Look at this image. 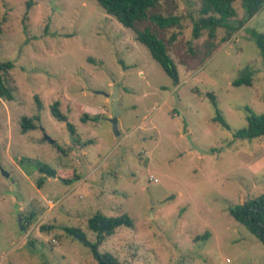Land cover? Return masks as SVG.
<instances>
[{"label":"rangeland","instance_id":"obj_1","mask_svg":"<svg viewBox=\"0 0 264 264\" xmlns=\"http://www.w3.org/2000/svg\"><path fill=\"white\" fill-rule=\"evenodd\" d=\"M200 7L171 0L152 13L180 25L138 26L164 41L176 81L94 0H0V60L14 64L13 99L0 98V264H96L65 228L94 242L97 212L133 220L100 247L123 264H264V245L230 213L264 194V137H236L251 112L264 114V58L252 36L264 35V7L230 37L219 29L209 50L207 32L193 38ZM235 8L241 20L242 2ZM247 72L252 86L234 85ZM57 101L74 134L53 116ZM35 116L37 129L22 133ZM45 164L79 180L48 177Z\"/></svg>","mask_w":264,"mask_h":264},{"label":"trees","instance_id":"obj_2","mask_svg":"<svg viewBox=\"0 0 264 264\" xmlns=\"http://www.w3.org/2000/svg\"><path fill=\"white\" fill-rule=\"evenodd\" d=\"M104 11L118 20L122 26L135 32L136 40L143 44L151 53L153 59L157 61L165 72L177 81L178 74L175 62L171 57L168 47L162 39H160L151 29L140 30L139 24L148 20L152 21L162 30L170 29L181 24L179 16H165L162 13H152L153 10H158L163 3L171 4V0H94ZM241 1L245 15L241 20H237V10L235 3ZM31 2H29V8ZM264 7V0H201V7L199 10V18L194 20L193 38L198 40L203 36L204 32L208 33L209 41L207 48L212 49L214 40L217 38V31L225 29L230 37L233 33L239 31L244 25L253 19ZM3 33V23L0 21V35ZM177 34L171 37L174 41ZM256 37L261 54L264 58V35L253 33ZM224 38L222 41H225ZM208 52V51H207ZM14 68V64L10 61L3 62L0 60V98L12 100L13 91L7 85V76ZM252 73L247 72L246 75L241 76L234 85L241 86L246 84L252 86ZM214 106L217 108V117L215 121H219L222 126L228 128V124L224 120L221 112L218 109V101L214 94H208ZM38 100V98L36 99ZM39 102V100H38ZM39 106L42 104L39 102ZM61 102L57 101L52 106V113L55 118L60 121L67 122L69 130L74 134L75 130L67 117L61 110ZM88 117V116H87ZM95 118L98 119V116ZM40 121L39 116L24 117L22 119V133H27L31 130L37 129L36 122ZM247 127L239 130L236 133L237 138L254 140L264 137V114L258 116L252 112L247 117ZM55 147L64 155H68V151L62 148L55 142ZM40 173L48 177L58 178L63 183L71 185L77 180L79 176L76 171L56 170L48 165H41ZM72 171V176L69 172ZM68 175V176H66ZM43 178L38 182L39 187H42ZM231 215L237 222L244 225L248 230L256 236L264 245V194L261 196L248 200L243 204L230 210ZM34 216L28 218V222ZM121 227H134V222L129 215L123 214L117 217H109L102 212H97L88 220V228L96 235L94 242L90 241L87 234L80 228L66 227L65 231L72 237L79 240L85 247H87L96 262V264H123L113 253L100 250L101 245L110 237L115 235L117 229ZM49 229V228H47Z\"/></svg>","mask_w":264,"mask_h":264},{"label":"water","instance_id":"obj_3","mask_svg":"<svg viewBox=\"0 0 264 264\" xmlns=\"http://www.w3.org/2000/svg\"><path fill=\"white\" fill-rule=\"evenodd\" d=\"M119 116H120V109H119V105H118V95L115 94L114 96V114L113 117L111 118V123L113 125V131L116 137H119L121 135V132L119 130ZM46 139H48L52 144H55V140L51 139L49 136L45 135ZM4 176L9 177V174L6 172H3ZM20 219V226L22 228L21 225V218Z\"/></svg>","mask_w":264,"mask_h":264},{"label":"built area","instance_id":"obj_4","mask_svg":"<svg viewBox=\"0 0 264 264\" xmlns=\"http://www.w3.org/2000/svg\"><path fill=\"white\" fill-rule=\"evenodd\" d=\"M48 205H51L52 206V205H54V202L52 200H49L48 201Z\"/></svg>","mask_w":264,"mask_h":264}]
</instances>
